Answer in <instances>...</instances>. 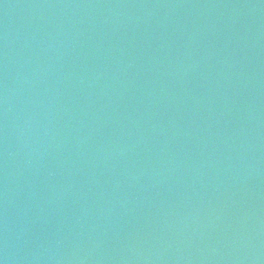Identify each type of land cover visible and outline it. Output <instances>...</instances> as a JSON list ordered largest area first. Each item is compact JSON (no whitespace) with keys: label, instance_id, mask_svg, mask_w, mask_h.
<instances>
[{"label":"water","instance_id":"1","mask_svg":"<svg viewBox=\"0 0 264 264\" xmlns=\"http://www.w3.org/2000/svg\"><path fill=\"white\" fill-rule=\"evenodd\" d=\"M0 264H264V0H0Z\"/></svg>","mask_w":264,"mask_h":264}]
</instances>
